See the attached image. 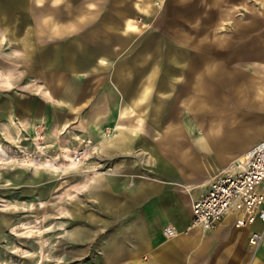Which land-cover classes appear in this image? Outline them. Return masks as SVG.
Returning <instances> with one entry per match:
<instances>
[{"label":"crops","instance_id":"0c3cea01","mask_svg":"<svg viewBox=\"0 0 264 264\" xmlns=\"http://www.w3.org/2000/svg\"><path fill=\"white\" fill-rule=\"evenodd\" d=\"M192 3L0 0V59L29 77L0 92V141L29 148L44 124L54 167L0 169V264H264L248 241L262 223L191 226L193 202L264 140V19L171 35L204 27L172 20ZM81 141L92 159L57 161Z\"/></svg>","mask_w":264,"mask_h":264},{"label":"built area","instance_id":"2783aa9c","mask_svg":"<svg viewBox=\"0 0 264 264\" xmlns=\"http://www.w3.org/2000/svg\"><path fill=\"white\" fill-rule=\"evenodd\" d=\"M30 142L33 152L18 141L0 144V169L8 165L35 168L40 159L47 156L44 124L35 126ZM87 144L89 142L85 141L82 147L63 150L57 161L61 159L69 166L82 164L87 158ZM66 152H69V160L64 159ZM191 210V226L203 231L214 229L227 215L234 218L237 228H248L258 221L263 224V230L252 232L248 241L250 246L261 243L264 240V140L252 147L243 160L232 162L214 178L207 192L193 202ZM175 234L171 227L164 229L166 237Z\"/></svg>","mask_w":264,"mask_h":264},{"label":"rangeland","instance_id":"374dc122","mask_svg":"<svg viewBox=\"0 0 264 264\" xmlns=\"http://www.w3.org/2000/svg\"><path fill=\"white\" fill-rule=\"evenodd\" d=\"M194 1V0H191ZM244 0H196V5H189L184 8V11L179 13V18L172 19L173 21H177V25L180 23H190L193 21H202L203 22V28H197L194 29H172L170 30L172 33L171 35H178V32H191L192 35H199L204 37H224L226 36V33L229 31L231 32H238L242 31L241 26L238 28H233L234 24L237 22L245 21V20H259L264 19V12H262V7L257 0H250V8L244 9L243 3ZM262 1V0H261ZM264 4V2H262ZM199 4H202L200 6ZM155 8L161 7V2L156 1L154 3ZM200 9L202 12H200ZM179 21V22H178ZM229 24L228 29L226 28ZM221 26L220 28H211L212 26ZM19 61L17 60H3L0 59V92H3L4 94L8 93H19L22 89V84H24L26 81H29L28 78H24L23 76L19 75L18 69H19ZM6 70L9 73L5 72V76L3 75V71ZM22 83V84H21ZM26 90V89H24ZM30 88H27L28 92H31ZM78 141V140H76ZM13 142V141H8ZM7 141H0V144H6ZM84 144V141H81L79 147H82ZM26 149L29 152H33V147L30 145L29 148L26 146ZM87 150V158L86 161L93 158V154L89 152V147H86ZM65 155H69V152H66ZM64 155V157H65ZM47 157V158H45ZM40 159L37 166L35 168H30V170H38V169H47L50 170L52 167V161L49 158V156H45ZM46 159V160H44ZM62 162V160L60 159ZM47 163V165H44ZM10 166V165H8ZM15 166V165H13ZM3 202L4 201H0ZM2 209H5V206L1 207ZM8 208V207H6ZM1 210V209H0ZM45 223H48L45 221ZM34 226L31 225L29 228H33ZM32 238V237H28ZM34 240V238H32ZM32 240V241H33ZM34 249V248H32ZM24 252H18L12 255L14 258H12L13 263L12 264H19L20 257L23 258ZM28 257L33 256L35 253L33 251L26 253ZM43 257L44 264H51L50 263V254L49 252L46 254H41Z\"/></svg>","mask_w":264,"mask_h":264},{"label":"bare ground","instance_id":"6f19581e","mask_svg":"<svg viewBox=\"0 0 264 264\" xmlns=\"http://www.w3.org/2000/svg\"><path fill=\"white\" fill-rule=\"evenodd\" d=\"M148 2V1H147ZM262 2H264V0H262ZM229 77V76H228ZM222 100V99H221ZM228 103V102H227ZM224 106H225V104H224ZM238 123V122H237ZM256 127V126H255ZM231 128V127H230ZM242 130V129H241ZM251 131V130H250ZM238 137V136H237ZM236 137V138H237ZM204 138V137H203ZM224 138H226V137H224ZM234 138V137H233ZM229 139V138H228ZM231 140V139H230ZM209 141V140H208ZM228 141V140H227ZM228 143V142H227ZM254 143V142H253ZM209 147V146H208ZM203 149V148H202ZM176 157V156H175ZM245 157V154L244 155H242V156H240V157H238L236 160H243V158ZM69 158H70V155H65V157H64V159H66V160H69ZM54 160V159H53ZM235 160V161H236ZM184 161V160H183ZM217 161V160H216ZM226 166V165H225ZM75 166H72L71 165V168H74ZM191 229V228H190Z\"/></svg>","mask_w":264,"mask_h":264},{"label":"snow or ice","instance_id":"6c2138e0","mask_svg":"<svg viewBox=\"0 0 264 264\" xmlns=\"http://www.w3.org/2000/svg\"><path fill=\"white\" fill-rule=\"evenodd\" d=\"M102 63H103V61H102Z\"/></svg>","mask_w":264,"mask_h":264}]
</instances>
